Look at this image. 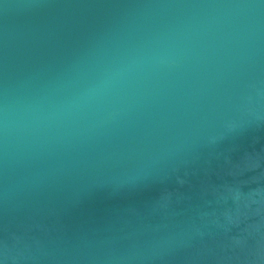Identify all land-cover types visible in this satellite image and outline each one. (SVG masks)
I'll list each match as a JSON object with an SVG mask.
<instances>
[{
    "label": "water",
    "instance_id": "water-1",
    "mask_svg": "<svg viewBox=\"0 0 264 264\" xmlns=\"http://www.w3.org/2000/svg\"><path fill=\"white\" fill-rule=\"evenodd\" d=\"M0 264H264V0H0Z\"/></svg>",
    "mask_w": 264,
    "mask_h": 264
}]
</instances>
